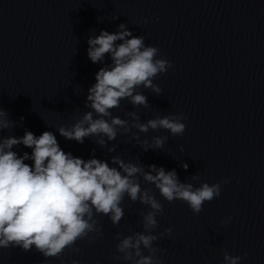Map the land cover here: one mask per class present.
I'll return each instance as SVG.
<instances>
[{
  "label": "clouds",
  "instance_id": "clouds-1",
  "mask_svg": "<svg viewBox=\"0 0 264 264\" xmlns=\"http://www.w3.org/2000/svg\"><path fill=\"white\" fill-rule=\"evenodd\" d=\"M119 29L114 33L101 30L98 36L88 39L87 54L91 62H102L109 54L112 64L96 72V82L88 89L86 107L92 111L86 112L71 128H58L66 140L83 143L85 137L101 134L114 140L118 127L125 132L129 128L127 121L119 117H112L110 122L106 120L105 117L111 116L110 110L118 108L124 99H130L135 106L147 107L146 96L136 91L140 86L157 94L161 92L153 79L173 65L166 59L157 58L159 49L146 46L143 36H133L123 23ZM93 112L98 118L93 119ZM128 115L136 121L132 126L140 132L164 129L172 136H182L185 132L186 125L182 121L186 117L183 114L157 116L146 123H139L135 113ZM7 117L8 113L0 110V130L13 126ZM166 139L153 137L151 146L162 148ZM98 142L105 143L103 139ZM144 143L147 145V141ZM21 144L31 149V153L20 155L12 150ZM29 160L31 164L25 162ZM112 162L119 167L65 152L51 131H44L39 136L25 131L21 137L9 136L0 140V248L20 247L30 251L34 246L45 257L59 256L65 248L79 251L73 248L77 240L101 232L94 214L107 216L113 225H119L124 216L121 204L127 195L131 201L139 200L151 210L142 213L143 232L127 236L116 234L119 240L116 251L122 255L113 258L131 264H160L156 255L159 249L154 247V242L172 230L165 229L160 237L153 234L158 227L156 216L163 212V207L151 194V189L141 188L138 174L154 185L168 202L181 200L187 203L193 214H199L204 202L218 197L221 184L229 182L225 179L194 187L192 183L180 182L174 169L166 171L152 164L145 172L142 166L125 163L119 157H113ZM182 167L186 170L188 165ZM192 179L198 180L199 176ZM230 220L228 217L224 223ZM241 259V256L224 254L225 264H238ZM72 264L77 261L73 260Z\"/></svg>",
  "mask_w": 264,
  "mask_h": 264
}]
</instances>
